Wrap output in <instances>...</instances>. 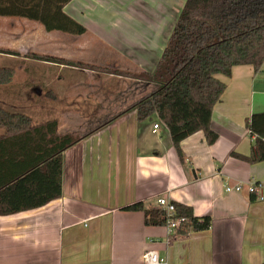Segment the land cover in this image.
<instances>
[{"label": "crops", "instance_id": "1", "mask_svg": "<svg viewBox=\"0 0 264 264\" xmlns=\"http://www.w3.org/2000/svg\"><path fill=\"white\" fill-rule=\"evenodd\" d=\"M186 1L70 0L63 10L82 34L0 15V76L13 72L0 80V106L42 126L7 144L1 165L15 171L17 150L80 138L0 190V206L15 208L0 211V264H146L148 250L169 264H264V200L249 190L264 182V160L233 155L255 146L248 120L264 111V66L219 75L227 89L213 109L218 138L193 133L182 157L167 126L156 116L139 120L132 107L157 89L141 74L157 69ZM238 183L241 191L226 190ZM163 195L211 216V226L169 235L143 209L125 208L157 207Z\"/></svg>", "mask_w": 264, "mask_h": 264}, {"label": "trees", "instance_id": "2", "mask_svg": "<svg viewBox=\"0 0 264 264\" xmlns=\"http://www.w3.org/2000/svg\"><path fill=\"white\" fill-rule=\"evenodd\" d=\"M14 1L0 0V15L38 20L47 30L58 29L74 34L86 31L65 14L63 8L70 0ZM8 2L14 4L8 5ZM237 65H252L256 71L264 66V0H187L157 69L154 73L141 74V77L155 80L157 89L132 107L137 110L139 120L158 117L169 129L174 146L182 157L181 142L199 130L205 132L209 143L217 140L218 134L211 127L213 109L227 89V82L219 75L231 77ZM7 73L0 76L1 81L12 78L13 72ZM47 125L56 131L58 121L52 120ZM32 126V117L27 113L0 106V127L4 129L0 136V161L9 159L7 144L20 142L28 132L35 134L39 132L35 130L42 127ZM248 128L256 136L251 154L233 152V155L250 162L263 161L264 111L252 114ZM79 139L70 135L56 136L51 149L17 150L10 156L15 163L22 164L14 165L15 171L8 169V164L2 166L0 163V190L61 154ZM174 204L177 216L182 217L179 234L206 230L211 226V216H196L192 206L181 202ZM125 208L143 209L149 224L165 223L163 210L158 206L145 207L141 201ZM14 210L0 206L2 212Z\"/></svg>", "mask_w": 264, "mask_h": 264}, {"label": "built area", "instance_id": "3", "mask_svg": "<svg viewBox=\"0 0 264 264\" xmlns=\"http://www.w3.org/2000/svg\"><path fill=\"white\" fill-rule=\"evenodd\" d=\"M160 124H154V131L159 128ZM243 185L241 183L230 186L227 184V191H241ZM250 193L254 194L260 200H264V182H253L250 184ZM156 203L159 208L163 210V217L165 218L164 225L166 226L169 235L178 234V228L182 222V217L177 216L176 206L169 196H159L156 199ZM143 258L146 264H169L167 258L162 257L156 250H148L143 254Z\"/></svg>", "mask_w": 264, "mask_h": 264}]
</instances>
